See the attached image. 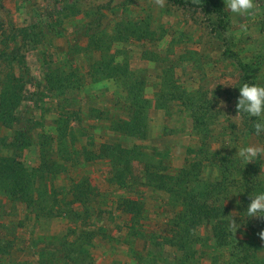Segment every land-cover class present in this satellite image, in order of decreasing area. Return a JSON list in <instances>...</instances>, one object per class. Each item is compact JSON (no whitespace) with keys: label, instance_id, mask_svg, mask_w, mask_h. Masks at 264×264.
<instances>
[{"label":"rangeland","instance_id":"374dc122","mask_svg":"<svg viewBox=\"0 0 264 264\" xmlns=\"http://www.w3.org/2000/svg\"><path fill=\"white\" fill-rule=\"evenodd\" d=\"M255 1L256 7L250 14L231 15L224 10L223 0H0V81L11 71L23 79L19 129L31 142L23 152L0 146V155L17 154L29 168L43 167L42 172L37 173L42 180L36 184L43 195L27 209L32 215H39L41 230L60 232L58 240L64 246L53 253L55 259L63 264H73L72 258H78L79 264H104L101 250H90L85 241H92L90 233L93 231L105 235L107 230L121 228L117 223L121 220L120 203L128 199L127 196L141 202L137 219L145 224L146 231H153L154 224V230L164 229L166 222H160V217L154 213L148 218L147 211L153 207L152 199L162 198V193L146 186L144 194L136 193L135 187L130 190L137 196L126 195L123 185L116 187L110 182V161L95 158L102 144L120 143L128 148L136 146L141 152V159L132 163L133 174L127 178L133 187L141 180L146 181L145 166L176 175L194 161L199 162L198 174L202 181L220 184V190L209 200L218 209L213 219L197 227L175 248L167 245L165 249L163 243L139 252L137 264H233V257L237 264H264V240L259 236L257 218L242 217L249 202L245 191L249 182L257 180L264 190V157L245 166L234 157L235 146L244 143L264 146V134L257 137L250 132L254 118L247 117L244 121L242 115H236L235 107L236 86L258 80L264 83V31L261 28L264 12ZM260 4L264 5V0H260ZM127 20L145 22L154 34L141 42L114 41L117 24ZM93 44L101 48V53H94ZM107 47L108 52L103 53ZM219 48L224 50L226 71L209 78L202 68L203 51L210 49L217 54ZM134 55L164 61L166 65L161 74L167 68L173 69L176 84L195 97L200 109H196L200 133L194 131V137L181 135L188 123L189 127L191 123L194 126L191 112L184 108L175 111L170 106L169 111L161 110L162 115L182 118L183 127L163 126L160 132L162 123L159 122L162 121L153 119L148 110L143 140L121 133L108 135V125L102 123L101 116L107 117L109 113L96 107L98 97L93 90L90 67L101 58L113 61L116 66ZM192 62L200 69L193 75L187 73L188 64ZM127 63L129 68L134 66L133 62ZM50 77L55 78L52 85ZM123 80L116 77V88L122 87ZM165 92H168L166 88ZM115 96L116 107L120 108L124 104L123 95L115 93ZM121 116L122 113L112 114L109 121L117 124L123 119ZM98 127L99 137L96 135ZM17 128L6 129L0 124V136L12 137ZM204 128L210 131L209 137L202 133ZM161 133L166 136L163 140L159 139ZM168 135L173 136L168 138ZM160 140L163 141L161 149L164 147L165 151L154 147ZM78 184L92 189L96 199L91 200L90 193L87 199L72 204L74 187ZM1 196L5 201L6 197ZM164 196L167 199L164 209L177 212L179 208L170 204L169 194ZM12 198L14 203L17 200L27 207L20 195L8 197L9 201ZM9 201L0 202V221L5 220V223H10V218H16L20 212L11 208ZM158 221L160 226H156ZM214 226L223 229L225 247L215 238ZM28 228L21 219L13 220L8 226V236L17 241V247L28 244ZM20 229L23 235H18ZM162 233L171 232L166 227ZM122 237L118 234L109 241L118 244ZM0 244L8 243L0 241ZM79 246L86 252L78 253ZM109 250L117 255L114 264H123L125 249L112 245ZM21 251L17 259L31 264L36 260L35 255L29 256L25 249ZM134 258L130 257L131 261Z\"/></svg>","mask_w":264,"mask_h":264},{"label":"trees","instance_id":"16d2710c","mask_svg":"<svg viewBox=\"0 0 264 264\" xmlns=\"http://www.w3.org/2000/svg\"><path fill=\"white\" fill-rule=\"evenodd\" d=\"M260 9L264 12V5L260 4V0H256ZM262 30L264 31V22L262 23ZM154 33L150 32L148 24L139 21H121L117 24L113 40L116 42L138 41L141 42L148 39ZM95 46V44H93ZM97 47V48H95ZM94 49L101 48L96 45ZM108 52V47L104 49V52ZM147 59L146 57H144ZM147 60H152L148 58ZM128 61L124 60L122 63L114 66L113 61H106L101 58L93 62L90 67V75L94 81H100L102 79H112L116 81V77L123 78V102L122 106L130 108L129 119H119L117 124L113 123V129L117 133L124 134L136 139L143 140L146 135V121L148 110L150 109V102H148L144 96V83L137 81L134 77V73L130 70ZM251 66V65H250ZM251 71L254 69L251 66ZM50 85L55 82V78H49ZM174 79V71L171 68H167L162 74L160 90L156 94L155 107L159 110H168V107L173 105L175 107H181L185 110H190L192 118L194 120L193 130L195 132H201L199 130L200 123L196 116L198 105L195 103V97L176 84ZM168 90V92H165ZM24 81L22 78L16 76L11 71L5 75V78L0 81V124L6 129H14L15 133L12 137L0 136V146L4 148L12 149L13 152H23L30 145V137L19 129L20 118L18 110L23 100ZM122 108V107H121ZM201 108V107H200ZM124 109V108H123ZM169 111V110H168ZM198 111L200 109L198 108ZM244 121L247 117L242 115ZM205 125V124H204ZM207 126V123H206ZM206 128H204L205 130ZM253 133V130L250 129ZM209 137L210 131H202ZM205 135L203 136V138ZM98 159L109 160L112 165V177L111 183L118 185H125L127 178L133 174V161L141 159V152L138 147L131 148L122 146L120 143L116 144H102L100 151L95 156ZM199 162L194 161L180 169L177 174H166L162 170L155 169L152 166H145L144 174L146 179V186L151 187L154 190L164 191L169 194L170 204L174 207H178V211L174 217L168 220V229L170 232L168 235L161 233L159 236L151 237L156 239L155 247H160L163 243L175 248L186 239L187 235H190L204 222L213 219L218 209L214 204L209 202L212 194L215 191L220 190V184H212L204 182L199 178L198 174ZM154 169V170H151ZM229 169V168H228ZM43 167L29 168L20 159L17 154L10 156L0 155V194H3L6 198L20 195L27 208H31L36 204V198L42 197V189L38 185L42 180V176L39 178L37 173L42 172ZM40 180H39V179ZM246 180V178L244 177ZM246 188V193L256 192L261 190V186L257 183V180L251 181ZM76 192V193H75ZM92 192V189L85 188L84 185L78 184L74 187L72 204L81 202L83 199H87L88 194ZM92 194V193H91ZM139 200H122L120 205L122 212L131 216L133 223H138L137 216L140 213ZM39 217L38 214L35 215ZM257 227L261 230L264 229V219L257 218ZM214 236L218 239V243L222 246H226V239L223 238V234L220 228L214 226ZM219 229V230H218ZM87 236H83L86 238ZM10 243L3 246L0 244V253H8ZM80 251L78 253L86 252V249L79 246ZM250 253V250L247 251ZM257 261L259 260L254 255ZM233 264H237V259L233 257ZM255 259V260H256ZM73 264H79L78 258H72L70 260ZM81 262V261H80ZM258 262H262L259 260ZM81 264V263H80Z\"/></svg>","mask_w":264,"mask_h":264},{"label":"crops","instance_id":"0c3cea01","mask_svg":"<svg viewBox=\"0 0 264 264\" xmlns=\"http://www.w3.org/2000/svg\"><path fill=\"white\" fill-rule=\"evenodd\" d=\"M214 44H216L215 42H213ZM218 43L220 44V41L218 40ZM94 53H101L100 49H94L93 50ZM211 50L209 49L208 51H203L204 54L202 56V61H203V71L204 74L207 75L209 78H211L212 76H214L215 74L221 75L222 72L226 71V62H225V55H224V50L219 48L218 52H216L217 54H215V52H210ZM111 53H113L114 51H110ZM100 55V54H99ZM252 55V54H251ZM250 55V56H251ZM101 57V55H100ZM100 59V58H99ZM250 59H252L250 57ZM97 61V60H96ZM124 61V60H122ZM127 61L129 63H134L133 67H130V70L134 73V77L137 79V81H141L144 83V95L145 98L150 101L151 106H150V113L153 115V119H158L162 122H159L160 125L162 123V128H160V132L163 131V126L164 127H169V129H178L180 127H183V119L179 118L176 119L175 116L172 117H166V115H162L161 110L156 109L155 107V101H156V93L158 91V87H160V80L162 77V69H164L165 67V62L162 60H155V61H151V60H147L145 58H143L142 56L137 57V56H133L132 58L129 57L127 59ZM95 62V61H94ZM122 63V62H121ZM188 68H187V73H196L199 69V67L197 65H195L194 62H192V64H188ZM256 69V68H255ZM161 76V77H160ZM219 81L220 76L218 77ZM94 87L93 90L96 92L95 95H97L98 97V101L97 103V109H99L100 111H108L109 115H107V117L101 116L102 117V123L106 122L107 126V133L108 135H110L111 133H117L116 131H114L113 129V122L109 121V119L111 118L112 114H116L119 115V113H122V118L123 119H129L130 118V108L129 107H124L121 105L120 108L116 107V100H114V97L116 99L115 93L123 95V97L125 96L123 93V87H117L115 85V82L111 79H102L100 81H92ZM158 83V86H157ZM119 91V92H118ZM120 98V97H118ZM123 100V99H122ZM175 111H178L181 109V107H175L173 105ZM124 108V109H123ZM102 115V114H101ZM120 117V116H119ZM98 120V119H97ZM171 122H175L173 123V125L171 124ZM193 122V121H192ZM98 125V123L96 124ZM187 130L185 132H182L181 135H190L192 134V136L194 137V130H193V124L191 123L190 127H189V123L187 124ZM186 125V126H187ZM190 132V133H187ZM172 133V132H171ZM96 135L97 137H99V135L101 136V133H99V127L96 130ZM173 135H168V138H170ZM166 136H162L161 133V137H159V139H165ZM163 145V141H158L157 144H154V147H156V150L158 151H165L164 147L161 149ZM166 148V147H165ZM167 153V152H164ZM107 161V160H106ZM112 174V173H111ZM146 181L141 180V182H139L138 186H131V183L129 181H127V183L125 185H123L124 190H126V195L127 194H135L134 191H131L130 189H133L136 187V193H146L145 188L147 189L146 185H145ZM113 184V183H112ZM114 186H119L117 184L114 183ZM162 193V198H157V200L152 199L153 201V207L148 211V218L149 216L152 215V213H154L155 215L160 217V222H166L164 229H160L158 230H154L153 225L152 226V230L153 231H146L145 228V224H143L142 221H139L138 223H133L130 219L131 216L122 212V210H120V214L118 216H121V220L118 221L117 223L121 225L120 229H117L115 231H106L105 235H99L96 234L95 231L90 233V238L92 239V241H85V245H87L88 247H90L92 250L93 248L99 249L101 250L102 253V259L101 262L103 261L104 264H114V260L117 259L115 258L117 255L113 254L110 252L109 248H111L112 245H117L118 248H123L125 249V254H123V264H137L138 263V253L139 252H143L144 250L148 249H152L154 248V243L155 240L150 239L151 237L154 236H159L162 231H164L167 227V222L170 218H172L175 215V209L172 210L171 208L167 211L164 209V207H166V198H164L165 196V192L163 191H159ZM136 195V194H135ZM137 196V195H136ZM3 196H1L0 198V202L2 201ZM92 199L94 200V198L96 199V196L92 195L90 196ZM128 199H130L127 196ZM5 201H2L1 203H8L9 199L5 198ZM147 198H142L143 201H145ZM169 200V198H168ZM10 202V207H15L17 210H20L18 216L15 218H10V223L4 221H0V241H2L4 243H10V247L8 250V253H0V264H6L7 262H18L19 264L22 263H26V264H31L26 260H21V259H17L16 257L22 252L21 250H26L25 252L31 256L32 254L35 255L36 260H34V262H32V264H63L60 261H58L57 259H55L53 257V253H56V251H61L63 249V244L61 242V240H58L61 235L59 234L60 232H56L54 230H41L40 228V223L41 220L39 217H36L35 215H32L29 210L27 209V207L23 206L22 203H20L19 201L16 200V202L14 203V200L12 198V200L9 201ZM148 209V208H146ZM166 211V212H165ZM21 213V215H20ZM20 215V216H19ZM147 218V219H148ZM16 219H21L23 221H25L27 227H29L28 230V244H24L22 243L21 245L19 244L18 247L17 245H15L14 239L11 236H8V232L10 229H8V226L11 224V222L13 220ZM146 219V220H147ZM161 223H159L156 226H160ZM164 225V224H163ZM23 230L20 229L17 232L19 233L18 235H23L24 232H22ZM118 234H122L123 237L120 240V242L118 244L116 243H110L109 238H112L114 236H117ZM113 235V236H112ZM60 236V237H59ZM80 242V241H79ZM83 242V241H81ZM90 242V243H89ZM15 245V246H13ZM13 246V247H12ZM167 248V245L165 247V249ZM91 254V251H90ZM92 255V254H91ZM142 255V254H141ZM133 256V260L131 261L130 257ZM93 257V256H92ZM93 259V258H92ZM9 264V263H7Z\"/></svg>","mask_w":264,"mask_h":264},{"label":"clouds","instance_id":"9594fccd","mask_svg":"<svg viewBox=\"0 0 264 264\" xmlns=\"http://www.w3.org/2000/svg\"><path fill=\"white\" fill-rule=\"evenodd\" d=\"M223 3L224 10L231 15L250 14V10L256 7L254 0H223ZM236 88L238 89L235 105L236 115L254 118L252 121L253 133L255 136L260 137L264 134V83L259 80L251 83L242 82ZM235 148L234 157L244 166L253 161H261V157H264V146L244 143L235 146ZM248 200L242 217L264 219V190L250 192ZM237 204H239V201H237ZM259 236L264 240V229H261Z\"/></svg>","mask_w":264,"mask_h":264}]
</instances>
